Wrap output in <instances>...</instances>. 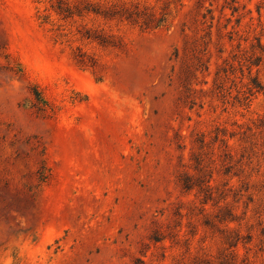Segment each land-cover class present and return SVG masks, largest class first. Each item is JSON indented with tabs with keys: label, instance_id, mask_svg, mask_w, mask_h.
<instances>
[{
	"label": "rangeland",
	"instance_id": "1",
	"mask_svg": "<svg viewBox=\"0 0 264 264\" xmlns=\"http://www.w3.org/2000/svg\"><path fill=\"white\" fill-rule=\"evenodd\" d=\"M0 264H264V0H0Z\"/></svg>",
	"mask_w": 264,
	"mask_h": 264
},
{
	"label": "trees",
	"instance_id": "2",
	"mask_svg": "<svg viewBox=\"0 0 264 264\" xmlns=\"http://www.w3.org/2000/svg\"><path fill=\"white\" fill-rule=\"evenodd\" d=\"M260 61H261V57L259 55H256L254 61L251 62V66L258 65ZM193 74H194L193 68H191L190 66H187L183 70V83L187 91L190 90V81H191V77ZM250 74H252L251 70H250ZM250 78H251L250 85L248 86L247 91L244 94L245 100H250L251 96H253L256 92L263 89V84L260 81L257 74L251 75ZM196 159H197V163L200 165L201 162H200L199 157H196ZM180 179L182 181L183 188H185L186 190H191L195 186H198L201 189H203L206 193L204 202L207 201L211 197V194L208 192L211 187L209 185H206V187H202L203 180L201 179L195 180L187 172L182 173ZM219 217H220V220H226L228 218L235 219V215L229 209L221 212ZM238 240H239L238 234L232 235V238H230V245L235 246Z\"/></svg>",
	"mask_w": 264,
	"mask_h": 264
}]
</instances>
